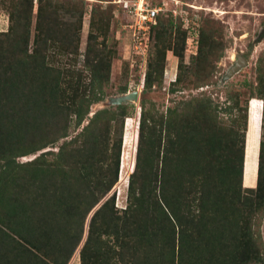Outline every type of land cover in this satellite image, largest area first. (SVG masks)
I'll list each match as a JSON object with an SVG mask.
<instances>
[{
    "label": "trees",
    "instance_id": "16d2710c",
    "mask_svg": "<svg viewBox=\"0 0 264 264\" xmlns=\"http://www.w3.org/2000/svg\"><path fill=\"white\" fill-rule=\"evenodd\" d=\"M15 4L9 5L13 25L0 36V264H66L79 245L80 264H264L256 222L257 212L264 213V71L256 96L250 95L262 100V111L254 116L248 110L250 98L242 102L239 89L232 87L221 109L224 120L210 101L199 115L192 110L193 118L177 120V108L160 113L141 98L135 170L127 181L125 205L118 209L115 192L107 197L90 216L80 243L86 215L118 179L120 124L133 105L96 110L66 139L88 116L90 105L103 99L115 51L96 48L89 36L80 70L78 38L64 33L72 29L77 35L80 12L79 17L72 13L76 5L64 11L76 20L56 30L55 19L61 17L47 12L41 0L30 47L32 0ZM179 19L156 15L143 95L162 83L169 48L179 67L172 84L185 75L188 31ZM172 32L175 39L165 41ZM203 37L199 30L195 72L200 82L209 78L215 44H225ZM215 51L216 58L221 51ZM62 57L70 62L67 67L58 62ZM116 91L127 92V85ZM155 127L169 138L163 151ZM258 136V165L250 164L255 169L246 182L245 167L251 169L247 143L250 138L255 158ZM241 182L250 194L241 192ZM102 235L112 236L113 242Z\"/></svg>",
    "mask_w": 264,
    "mask_h": 264
},
{
    "label": "rangeland",
    "instance_id": "374dc122",
    "mask_svg": "<svg viewBox=\"0 0 264 264\" xmlns=\"http://www.w3.org/2000/svg\"><path fill=\"white\" fill-rule=\"evenodd\" d=\"M116 1L117 0H41L42 5L49 6L46 9L47 12L55 11L60 15L61 19H55L56 21L54 22V24L57 25L55 27L56 30L63 28L62 26L65 21L67 23L68 21L74 22L76 20L71 14H69V12L65 13L64 11L74 10L71 7L76 5V8L72 13L78 16L80 12L81 26L80 29L75 32L77 35L72 34L74 32L72 29L71 31H64V33L68 34L70 32V36H77L78 38V50L80 54L78 56L77 67L80 70L83 67L82 61L84 57L82 53L85 51L86 42L89 39V36H92V43L96 48H99L100 50H107L111 48L115 51V55L111 57L110 61V81L105 88V95L103 99L93 102L90 105L88 116L78 128L75 130L73 129L72 133L66 139H70L71 135L80 130L82 125L87 122V118L90 117L96 110L114 106L108 105L109 103L107 101V97L118 94L116 91L118 86L126 84L129 91L138 89L139 92L138 101L128 102L133 105L130 107L131 113L129 116L124 118V123L120 124L122 151L120 154L118 179L105 196L99 200V202L86 215L83 236L80 243H82L86 238L90 216L107 197L115 192V204L118 209L124 207L125 205L127 181L129 175L133 172V170H135L136 145L138 141V117L140 115L139 103L141 98L144 97L148 103H154V107L160 113H165L168 109L177 108L180 112L177 120L182 117H185L186 119L191 118L192 116L190 117L188 112H191L192 110H198L199 115V111L203 103L205 101H210L211 106L216 107L217 112L220 115V120H224L225 114L222 113L221 109L228 101L226 98L227 90L231 87L232 89H239L241 93V101L243 102L244 99H249L250 95L256 96V84L264 73V0H148L150 5H160L162 9L159 12L170 13L175 20L180 18V14L186 15L189 19H191V26L194 28H192L190 32L193 33V36L194 34L196 35L195 39H197V42L196 48L194 46H190L189 50H184L183 64L185 67L184 70L186 71L183 79L178 84H172L173 79L179 71V67L177 66L178 59L169 48L165 52L162 83L154 86L143 95V83L138 84L137 82L140 80L142 75L144 78L147 61L154 53V34L150 32L147 43L145 42V38L139 39L143 41L138 42L136 39L135 42V39H133L132 33L130 32L132 29L130 27L132 18L122 9L120 3H117ZM14 3H16L14 7H17L19 3H23V0H0V36H2V33L7 30L9 31V26L13 25L9 16V5ZM37 7L38 0H32L31 19L28 30L30 47L37 32ZM172 9L176 10V16H173V13L171 12ZM45 20L48 22V19ZM57 21H61V23L58 24ZM90 21L92 22V25L89 24ZM181 23L182 28L188 31V29L183 26L182 20ZM77 24L78 22L74 24L73 28L76 27ZM41 27H43V24H41ZM89 30H91V33H88ZM199 30H202V32L204 31V40L212 37L210 41L215 42V40H219L225 43H223L224 45L215 44L216 47L214 48L211 57L213 60L211 72L209 78L205 82H200L197 77L198 75L195 72L197 67L196 63H198L197 52L199 46ZM19 31L21 32V30ZM205 32L208 36L205 35ZM60 33V31H57L56 35L59 36ZM7 35L12 37L9 34ZM175 36V33L172 32L171 34L165 36V41L170 39L173 40L175 39ZM185 48L186 47H184V49ZM215 50L221 51L217 52L219 55H216V58ZM238 54L242 55L246 59V63L239 69L232 71L231 68L236 62L235 59ZM58 62H60V65L63 67H67L70 64V62L66 60V57H62ZM171 87H173V89H171ZM249 107L252 108V115L254 116L256 115V111L262 109V101L258 99V97H252ZM127 122L129 123V129L127 132L128 134L132 133L133 138L132 144L127 143L124 147ZM115 125L116 124L112 126L114 127ZM155 130L156 133L160 132L156 127ZM262 130L264 134V128L261 129L260 132ZM250 132L252 135V128L250 129ZM260 132L256 130V136L257 133L260 135ZM164 133V130L160 132L162 136L161 151H163L165 144H168L166 143V140L169 139L166 138ZM251 143L252 142L249 138V142L247 143L248 151L246 153V165L251 166L250 164L254 162L257 167L259 136L257 147L255 149L256 155L254 153L255 158H253V146ZM47 149H51V147H46L44 150ZM53 150H56V148ZM161 151L160 156L162 155ZM33 157V154L26 155L19 157L18 160L26 161ZM122 161H124V166L121 168ZM254 169L255 167L252 166L251 169L245 167L246 182L248 181L249 176L253 173ZM158 180L160 179H157V181ZM256 181L257 169L255 183L251 186L253 189H255V186L257 185ZM241 186V192L243 194H250V191L245 189L246 187L242 182ZM252 193L254 194V191ZM249 219L251 220V217ZM257 221H259L260 224V238L258 239L259 248L262 250V257L264 259V213L262 214L261 212H257L256 222ZM255 224L253 223V225ZM102 237L104 239L109 237V243L113 242V238H111L112 236L102 235ZM79 248L80 245L72 253L66 264H80L78 255Z\"/></svg>",
    "mask_w": 264,
    "mask_h": 264
},
{
    "label": "built area",
    "instance_id": "2783aa9c",
    "mask_svg": "<svg viewBox=\"0 0 264 264\" xmlns=\"http://www.w3.org/2000/svg\"><path fill=\"white\" fill-rule=\"evenodd\" d=\"M117 3H120L122 9L129 14L132 18V23L130 25L131 33L133 39H137L138 41H143L139 39H144L145 42H148V37L150 34L151 26L156 22V15L162 9L160 5L153 6L150 5L148 0H117ZM171 12L173 16H176V10L172 9ZM180 18L183 22V26L188 29V35L186 37V45L185 51L190 49V46H194L196 48L197 39H195L196 35H192L193 33L190 30L194 27L191 26V19H189L186 15H181ZM138 45V44H137ZM147 46V45H146ZM137 47V46H136ZM143 75L138 80V84L143 83Z\"/></svg>",
    "mask_w": 264,
    "mask_h": 264
},
{
    "label": "water",
    "instance_id": "95a60500",
    "mask_svg": "<svg viewBox=\"0 0 264 264\" xmlns=\"http://www.w3.org/2000/svg\"><path fill=\"white\" fill-rule=\"evenodd\" d=\"M236 58H237V61L234 63V65L231 68L232 71L239 69L241 66H243L246 63V59L242 55L238 54L236 55ZM138 100H139L138 89L127 91L125 93H118V94L110 95L107 97V101L109 103L108 105H118L121 103L136 102ZM245 150H246V143H245V148H244V156L246 153ZM243 164H244L243 167H245V157L243 160Z\"/></svg>",
    "mask_w": 264,
    "mask_h": 264
},
{
    "label": "bare ground",
    "instance_id": "6f19581e",
    "mask_svg": "<svg viewBox=\"0 0 264 264\" xmlns=\"http://www.w3.org/2000/svg\"><path fill=\"white\" fill-rule=\"evenodd\" d=\"M129 123L127 122V125H126V130H125V139H124V147L126 146L127 143H131L132 144V138H133V135L132 133L131 134H128L127 130L129 129L128 127ZM130 146V145H129ZM123 155H124V152H123ZM124 157V156H123ZM123 157H122V160H123ZM124 166V161H122V165H121V168Z\"/></svg>",
    "mask_w": 264,
    "mask_h": 264
},
{
    "label": "clouds",
    "instance_id": "9594fccd",
    "mask_svg": "<svg viewBox=\"0 0 264 264\" xmlns=\"http://www.w3.org/2000/svg\"><path fill=\"white\" fill-rule=\"evenodd\" d=\"M129 91V90H128ZM252 98V97H251ZM251 98L249 99V102H248V109H249V104H250V101H251ZM255 98H257V97H255ZM259 99V98H258ZM261 100V99H260ZM262 101V100H261ZM260 111H262V109L260 110ZM259 130H260V128H259Z\"/></svg>",
    "mask_w": 264,
    "mask_h": 264
},
{
    "label": "flooded vegetation",
    "instance_id": "af4514ba",
    "mask_svg": "<svg viewBox=\"0 0 264 264\" xmlns=\"http://www.w3.org/2000/svg\"><path fill=\"white\" fill-rule=\"evenodd\" d=\"M235 61H237V58L235 59Z\"/></svg>",
    "mask_w": 264,
    "mask_h": 264
}]
</instances>
